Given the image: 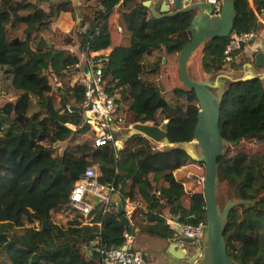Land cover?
<instances>
[{"label": "trees", "instance_id": "1", "mask_svg": "<svg viewBox=\"0 0 264 264\" xmlns=\"http://www.w3.org/2000/svg\"><path fill=\"white\" fill-rule=\"evenodd\" d=\"M143 2L83 0L87 20L75 25L72 34L55 32L54 40L58 37L60 41L55 42L66 46L76 39L87 55L107 54L104 88L126 124L128 119L131 125L159 127L165 122L170 145L188 144L199 111L195 94L179 87L169 103L156 78L165 57L178 56L190 42L187 29L195 13L154 18ZM232 4L231 36L264 34V25L256 17L264 9V0H232ZM114 11H118L122 34L128 37L127 45L112 44L111 31L116 28L110 27L109 20ZM155 11L161 16L160 5ZM75 13L71 0L50 5L41 0H0V98L6 78L15 93L0 106V256L10 264H106L101 251L122 245L123 234L130 228L167 243L171 240L167 216L191 226L206 222L203 193L188 196L174 177L191 162L180 149L159 150L133 133L119 137V148L95 147L89 138L53 155L54 145L88 131L81 127L80 87H55L59 108L48 97L54 81L78 76L79 61L55 51L53 42L34 34L61 14L75 17ZM231 36L199 46L205 74L224 70V51ZM230 67L237 70L241 65L234 60ZM219 129L228 146L216 164V202L220 198L251 203L231 210L223 235L226 253L233 264H264V153L255 156L232 149L245 141L264 144L263 78L228 83L220 100ZM93 166L100 173L97 182L112 186L123 208L127 200L145 206L131 225L116 214L114 205L106 210L103 204L86 218L79 215L65 225L53 221V214L70 208L75 182ZM146 257L144 264L149 263Z\"/></svg>", "mask_w": 264, "mask_h": 264}, {"label": "water", "instance_id": "2", "mask_svg": "<svg viewBox=\"0 0 264 264\" xmlns=\"http://www.w3.org/2000/svg\"><path fill=\"white\" fill-rule=\"evenodd\" d=\"M142 5L150 9L154 18L163 16L174 17L177 14L189 11L195 13L187 29V33L191 37L190 42L178 54L176 65L180 83L186 90L194 92L199 111L193 130L192 142L188 144L170 145L166 137V123L159 127L148 124H135L132 129L135 133L145 137L152 143L161 144L165 150L176 148L184 151L191 162L204 166L205 229L202 235L201 249L195 252V255L189 259V263L192 264L197 256L200 255L195 264H233L227 256L223 238L228 223V216L232 209L239 206L249 207L251 203L243 201L228 202L221 210L216 202V164L223 153V148L228 146L222 139L219 129L220 100L224 92L223 82L219 78L227 79L230 82L248 81L256 78V73L251 71V68L264 69V49L256 51L250 63L241 64L244 59L243 50L245 47L251 46L254 40L240 43L241 52L236 55L235 63L241 65L245 73H248V75L240 79L217 74L214 80L211 77L207 81H195L187 73V62L193 52L207 40L226 39L231 36L235 19L232 0H221V12L219 15H211V7L205 0H194L193 2L190 0L184 2L183 0H174L172 8L168 7L162 0L146 1ZM157 5H160L161 16L155 11ZM77 16L79 19L81 18L80 11H77ZM246 69L249 70L247 71ZM76 72H79V70L77 69ZM82 72L88 74L89 69L84 67ZM217 90L220 91L217 92ZM192 143L197 147V152L193 148ZM86 200L92 204L93 208L100 205V198L97 196L87 194ZM110 200L115 205L116 214L121 215L122 220L128 226L130 223L128 218L122 215L124 208L118 193L113 194ZM130 232L134 233V229L130 228ZM187 243V240H182L180 243L171 242L167 250L168 261L166 264H182V260L190 254L191 250Z\"/></svg>", "mask_w": 264, "mask_h": 264}, {"label": "built area", "instance_id": "3", "mask_svg": "<svg viewBox=\"0 0 264 264\" xmlns=\"http://www.w3.org/2000/svg\"><path fill=\"white\" fill-rule=\"evenodd\" d=\"M168 7L172 8L174 0H162ZM185 0H183L184 2ZM187 1V0H186ZM191 1V0H190ZM211 7V15H219L221 12V0H205ZM257 19L264 25V9L258 14ZM86 27H84L85 29ZM118 32L122 29L117 27ZM255 38L254 33L244 35H233L231 41L224 51V69H229L232 62L240 50V43L247 42ZM85 53V52H84ZM86 54V53H85ZM108 64L107 54L91 53L86 54V61L84 65H76L78 76L72 80L71 86H77L82 89L83 101L81 110L83 113V121L81 127H87L88 135L92 139L95 147H103L107 144H112L113 147L120 146V136L128 134V131H135L132 129L131 124H126L124 118L117 114V107L105 91L104 82L102 79V71ZM87 67L88 74H84L82 69ZM54 85L59 87L58 81H54ZM68 112L72 109L68 108ZM165 123V122H164ZM153 125L152 123H145ZM153 146L161 144L152 143ZM162 146V145H161ZM100 176L99 170L96 166L87 168L83 175L75 182L69 196L70 208L75 209L76 212L82 217L86 218L92 211L93 206L86 200L87 194H91L100 198V204L109 210L111 205V196L117 192L112 186H103L97 182ZM204 178H198L195 181L196 186H202ZM184 186V185H182ZM190 193L191 191H184ZM159 193H156V197ZM134 209V203L126 201ZM115 206V205H114ZM142 210H145L143 208ZM165 224L171 231V242L180 243L182 240H187V246L192 249V252L201 249L202 235L205 225L199 223L197 226L182 223L177 218L166 217ZM124 242L122 245L112 247L107 250L101 251L103 262L106 264H144L143 256L138 251H133L130 244L133 241V236L130 232H124ZM200 255L197 256L195 262L198 261Z\"/></svg>", "mask_w": 264, "mask_h": 264}, {"label": "rangeland", "instance_id": "4", "mask_svg": "<svg viewBox=\"0 0 264 264\" xmlns=\"http://www.w3.org/2000/svg\"><path fill=\"white\" fill-rule=\"evenodd\" d=\"M146 1L154 2L155 0H144V2H146ZM74 8L76 10H78V8H76V7H74ZM114 13H116V15H117L118 11H114ZM74 19H76V13H75ZM85 20H87V18ZM109 23L111 25L110 27L116 28V23L118 24V16L116 18V17H114V14H113L110 17ZM72 29H73L72 31L74 32L75 31L74 27ZM117 31L118 30H116V32ZM114 32H115V30L111 31L112 36H114ZM116 35H117L119 41H121L123 43V37L125 36V34L124 33L119 34L117 32ZM60 39L62 40V37ZM55 41H60V40L58 39V37H57V40H53L54 49H56L55 46L58 43ZM77 42H79V41L75 39L74 43H77ZM114 42H112L113 45H114ZM57 51H60V50H57ZM64 54H65V52H64ZM69 56H71V55H69ZM145 61L147 63V61H149V59L146 58ZM200 61H201V48L195 50L190 57V61H189L190 64L188 66L189 67L188 71H189L190 76L192 78H200V76H201L202 70H201V66H200ZM244 62H246V61L243 59L241 61V64H246ZM259 70H261V69H258V71ZM219 74H223V75H227L229 77H233V79H240V78L248 75V73H245L242 66H241V68H239L237 70L231 69V67L229 69H224ZM215 75H217V74H211V75L208 74L207 76H204L203 81H207L208 79H211V77H212V80H214L216 78ZM159 76H160V72L156 78L157 85L160 88H162V90L164 91V98L167 100V102L171 103L174 99L173 89H172V87L164 88L161 85V83L158 81ZM68 78H70V77H63V80L61 82V88L63 90H65L68 87H72L71 82L69 81ZM261 78L264 79V76H261ZM219 80L223 82V89H225L226 86L228 85V83L230 82L229 80L224 79V78H219ZM2 87H3L2 92L4 93V95L2 97V100H0V106L3 105L4 103H7L8 101H11L14 98V96H13L14 92L11 89L10 84H9V80L7 78L4 79V81L2 82ZM52 87H53V90L51 91V93L49 94L48 97L54 103L55 108H59L60 107V97L57 94V91L55 88L56 86L53 84ZM177 87H182L181 83H179ZM219 91L217 90V92H219ZM214 92H215V90H214ZM31 103L33 104V110H34L36 108L34 105V100H32ZM128 121L131 122L132 120L128 119ZM128 121H127V124H128ZM132 134H133L132 131H128L127 135H132ZM89 138L90 137H89L88 133H86L84 135L78 134L73 139L69 140L68 142L58 143V144L53 146V155H60L65 150L66 147H73V146L79 145L84 141H87V140L89 141ZM194 145L195 144L192 143L193 148L197 152L198 149ZM157 148L159 150L165 149L161 145L157 146ZM232 149L233 150H242V151L249 153L250 155L257 156V155H261L264 153V144L255 143L253 141H245V142L240 143L238 146H236ZM204 175H205V170H204L203 165H199L197 163L190 162L189 167L187 169L183 170V172H181V173L176 174V178L179 182L182 183V185H184L183 186L184 191H191V192L193 191L194 193H203V184H202V186H196L195 181L198 178H204ZM161 184H162V182L159 183L160 186H161ZM158 186H157V188H158ZM228 202H234V201H232V199H228L227 201L223 202L220 198H217V204L219 205L221 210L224 208V206ZM132 203H134V205L136 206V207H134V209H131V210L127 209L126 203L124 206V214L128 218V220H131V223L134 222L133 218H135L136 213H139L143 208H145V206L140 201H135ZM166 214L167 213H164L163 216H166ZM78 216H79V214L76 212L75 209L69 208V209H63L62 211L53 214L52 219L58 225H65L68 221L78 219ZM137 242L140 245V248H141L140 251L143 252L147 256L146 258L149 260L148 264H166L167 263V261H168L167 249L169 246L168 242L166 243L165 241H159V240H156L154 238H151V237H148L145 235H139ZM194 255H195V253H193L192 249H191L190 254L182 260V264H190L188 260L190 259L191 256H194ZM151 258H153L154 260H152ZM195 263L196 262H193L192 264H195ZM0 264H10V263L7 261L5 256H0Z\"/></svg>", "mask_w": 264, "mask_h": 264}, {"label": "crops", "instance_id": "5", "mask_svg": "<svg viewBox=\"0 0 264 264\" xmlns=\"http://www.w3.org/2000/svg\"><path fill=\"white\" fill-rule=\"evenodd\" d=\"M41 1L47 2L48 5H50V4H52V2L59 3L62 0H55V1L41 0ZM193 1L194 0H191V2H193ZM71 2H72L73 7L78 8V10H76V19H74L75 17L71 16L70 14H61L57 19L52 20L48 25L42 27L37 33L34 34V36L37 39L48 38L50 40V42H53V40L55 38L53 34L55 32H58L61 34H66V33L72 34V31H71L72 28L75 25L79 24V22L82 21L83 19L85 20L88 16V13L86 11V4H82L83 0H71ZM77 11H80V15L82 13V18H80V19L78 18ZM113 14H114V17L117 18L116 13H113ZM117 27H120V26L116 23V30H117ZM115 32H114V36L112 37V42L115 41L114 45L115 46L127 45L128 37H126V35H125L123 37V43H122L121 41H119V39L116 35L118 31L116 33ZM118 33L122 34V32L121 33L118 32ZM49 47H50V45H49ZM55 47L57 50L65 52V54L67 56L71 55L72 57H76L78 59L80 65L85 64L86 54L81 49L80 42H77V43L72 42L70 45H66V46L65 45L61 46L59 43H57V45ZM56 49H55V51H57ZM261 49H264V34L263 33L256 34V37L253 41V44L251 46L245 47V49L243 50L244 59H247V61L244 63H250V61L252 60L253 54L256 51L261 50ZM176 61H177V56H166L165 57V59L162 62V65L160 66V76H159V80H158L164 88L172 87L173 93L177 88H179L177 86L180 83L179 78H178V73H177ZM189 61H190V59H189ZM189 61L187 62L186 69H187V73L190 77V73L188 71V68H189L188 66L190 64ZM246 70L248 71L249 69H246ZM251 71H255L257 77L264 76L263 75L264 74L263 69L258 71L257 68H251ZM207 75L208 74H205L203 71H201L200 78H192V77H190V78L195 80V81H203L204 76H207ZM72 80L73 79H71L69 81L72 83ZM58 83L60 84V86L57 88H60L61 82H58ZM13 96H15V93H13ZM2 97L0 100H2ZM188 167H189V163L186 166L182 167L181 169L177 170L174 173V177L176 178V174L183 172V170L187 169ZM190 193L194 194L193 191ZM185 194H187L188 196L192 195V194H189L186 192H185ZM126 208L130 209V210L132 209V207H130L129 205H127ZM129 223H130V225L132 224L131 220H129ZM131 234L133 236V241L130 244V247L134 248L136 251H138L142 255H145L143 252L140 251L141 248H140L139 243L137 242V239L139 237L137 230H134V233H131ZM168 243L170 246L171 241H169ZM169 246H168V248H169ZM151 259L154 260L153 258H151Z\"/></svg>", "mask_w": 264, "mask_h": 264}, {"label": "flooded vegetation", "instance_id": "6", "mask_svg": "<svg viewBox=\"0 0 264 264\" xmlns=\"http://www.w3.org/2000/svg\"><path fill=\"white\" fill-rule=\"evenodd\" d=\"M191 257H192V256H191ZM191 257H190V258H191ZM188 261H189V260H188ZM194 262H195V261H194Z\"/></svg>", "mask_w": 264, "mask_h": 264}]
</instances>
